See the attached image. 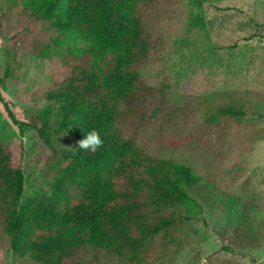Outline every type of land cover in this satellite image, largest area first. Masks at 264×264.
I'll return each instance as SVG.
<instances>
[{
	"label": "rangeland",
	"instance_id": "obj_1",
	"mask_svg": "<svg viewBox=\"0 0 264 264\" xmlns=\"http://www.w3.org/2000/svg\"><path fill=\"white\" fill-rule=\"evenodd\" d=\"M145 5L150 39L140 65L138 146L200 178L191 192L199 206L183 209L191 219L145 264H264V0ZM22 7L20 0H0V144L25 175V203L60 175L58 153L68 147V135L53 132L52 116L49 147L32 125L48 108L45 91L78 62L70 54L67 65L51 52L43 55L57 35ZM66 237L84 240L88 230L72 229ZM74 253L72 264H128L83 246ZM0 264H34L15 255L1 228Z\"/></svg>",
	"mask_w": 264,
	"mask_h": 264
},
{
	"label": "trees",
	"instance_id": "obj_2",
	"mask_svg": "<svg viewBox=\"0 0 264 264\" xmlns=\"http://www.w3.org/2000/svg\"><path fill=\"white\" fill-rule=\"evenodd\" d=\"M153 1L20 0L27 16L57 35L43 55L51 52L67 65L70 54L78 63L45 91L48 108L32 125L49 147L52 116L53 132L68 135V147L58 153L64 162L60 175L50 188L22 203L25 175L14 166L11 149L0 144V228L19 259L72 264V254L83 246L145 264L178 239L191 219L183 209L199 206L191 192L200 178L191 167L138 146L140 65L150 39L142 9ZM91 131L103 145L95 153L80 151L75 145ZM78 228L88 230L86 239L66 237Z\"/></svg>",
	"mask_w": 264,
	"mask_h": 264
},
{
	"label": "clouds",
	"instance_id": "obj_3",
	"mask_svg": "<svg viewBox=\"0 0 264 264\" xmlns=\"http://www.w3.org/2000/svg\"><path fill=\"white\" fill-rule=\"evenodd\" d=\"M104 141L100 134L96 131H91L85 134L84 139L77 142L75 147L80 151L87 153H95L98 148L103 145Z\"/></svg>",
	"mask_w": 264,
	"mask_h": 264
}]
</instances>
